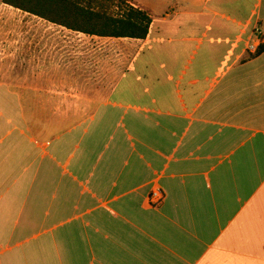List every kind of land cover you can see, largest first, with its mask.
<instances>
[{"label": "crops", "instance_id": "crops-1", "mask_svg": "<svg viewBox=\"0 0 264 264\" xmlns=\"http://www.w3.org/2000/svg\"><path fill=\"white\" fill-rule=\"evenodd\" d=\"M128 1L146 37L79 32L101 79L0 80V264H264V0Z\"/></svg>", "mask_w": 264, "mask_h": 264}, {"label": "rangeland", "instance_id": "rangeland-1", "mask_svg": "<svg viewBox=\"0 0 264 264\" xmlns=\"http://www.w3.org/2000/svg\"><path fill=\"white\" fill-rule=\"evenodd\" d=\"M154 0H147L153 3ZM107 48L122 49L120 44L97 43L79 32L68 30L39 17L22 12L3 4L0 0V80L6 82L26 83L35 73L41 80L43 69L63 67L68 73L74 71L75 61L83 70V80L88 78L91 69V57L98 61V73L101 79L106 71ZM81 51L83 54L75 55ZM98 52L91 55V52ZM49 52L52 54L49 55ZM58 52L57 54H54ZM47 53V54H45ZM122 66V60L116 56L115 69ZM69 100L65 107L72 121L66 127L74 125L77 119L85 117L92 108H85L84 92L67 91ZM73 94L76 96H70ZM65 95V94H64ZM42 110V108H40ZM50 109V108H48ZM53 111L56 108H51Z\"/></svg>", "mask_w": 264, "mask_h": 264}, {"label": "trees", "instance_id": "trees-1", "mask_svg": "<svg viewBox=\"0 0 264 264\" xmlns=\"http://www.w3.org/2000/svg\"><path fill=\"white\" fill-rule=\"evenodd\" d=\"M68 30L101 37L144 38L151 17L128 0H1Z\"/></svg>", "mask_w": 264, "mask_h": 264}, {"label": "built area", "instance_id": "built-area-1", "mask_svg": "<svg viewBox=\"0 0 264 264\" xmlns=\"http://www.w3.org/2000/svg\"><path fill=\"white\" fill-rule=\"evenodd\" d=\"M254 41L246 44V52L256 54L260 47L264 45V27L256 26L253 29ZM164 194L162 190L157 187L150 191L148 195V203L150 206L158 205L163 200Z\"/></svg>", "mask_w": 264, "mask_h": 264}]
</instances>
